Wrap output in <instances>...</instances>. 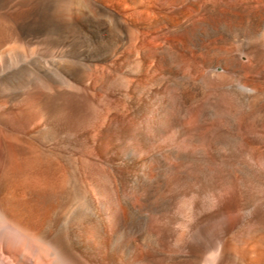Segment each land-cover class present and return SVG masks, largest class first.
Here are the masks:
<instances>
[{
	"label": "rangeland",
	"instance_id": "374dc122",
	"mask_svg": "<svg viewBox=\"0 0 264 264\" xmlns=\"http://www.w3.org/2000/svg\"><path fill=\"white\" fill-rule=\"evenodd\" d=\"M248 1L258 8L259 0H93L121 19L113 26L76 16L69 0L73 32L50 52L23 32L29 12L0 0V57L16 37L28 57L37 50L85 65L89 55L100 67L90 86L103 75L94 99L105 116L77 128L0 109V264H264V152L253 153L264 143L220 96H241L239 82L264 86V66L248 57L259 44L237 45L235 19ZM128 57L144 60L141 72ZM173 71L190 77L196 101L181 103ZM9 132L34 138L27 155L52 169L19 166Z\"/></svg>",
	"mask_w": 264,
	"mask_h": 264
},
{
	"label": "bare ground",
	"instance_id": "6f19581e",
	"mask_svg": "<svg viewBox=\"0 0 264 264\" xmlns=\"http://www.w3.org/2000/svg\"><path fill=\"white\" fill-rule=\"evenodd\" d=\"M248 2L251 5L246 8L250 7L252 9H249L245 13V15H237V18L235 19V22L237 23L236 32L238 34L237 45L239 49H241L249 44H259V47L254 49L248 57L249 59H251L253 67H263L264 0H259L258 8H256L251 3V1ZM31 3L37 5L36 10L34 11L35 14H31L29 11L30 8L31 12L33 11V7L29 5ZM16 4L17 7H19L20 9H22L23 7V11L25 12L26 10V12H29V14L31 15H29L30 18L28 19L24 18L25 20L22 24V28L24 30L23 32L28 36H33L35 42L45 43V45L47 44L46 46H48V49L55 45L57 46L61 38L60 35L64 32L72 30V27L75 26V22L70 19L69 16L67 17V13L65 14L64 11L65 8H68V6H70L69 0H17ZM98 4L94 3L93 0H75L72 10L74 9L75 15L81 18L85 17V19H89L91 15H102V17H108L111 20V23L114 24L113 26L121 25V19H119L114 12ZM157 25L158 22L150 21L147 27L151 29L155 28ZM139 30V26L133 25L129 27L127 35L131 36L132 40H134ZM125 35V32H122V38H125ZM21 38H14V40L16 39L15 41L17 43H15L13 47H11L8 53L0 57V109L8 105H11L13 107H20L21 109L26 108L29 115H36V117L39 119V123L45 122L48 119H56V125L60 126L61 123H64L66 124V126L72 124L75 125V127L78 125L83 128H88V126L97 127L96 122H100L104 119L105 116L103 117L101 111L97 110L99 108V104L94 99L95 95L97 94L95 88L97 86V83H100L103 75L100 78L96 77L93 85L90 86L89 84V82L93 79V74L98 72L100 69L97 63H94L95 60L89 55H85L87 62L84 65L83 63L76 61V59L70 60L69 57H67L69 59H62L60 57L58 58L56 56H52L53 54L48 53L46 50L45 51L47 53L34 50L32 52V55L28 57L22 46L19 44V42L22 41ZM73 49L75 51V48ZM101 50L99 52H101ZM75 53L73 55H75ZM106 58L107 56L104 54V56L98 55L96 59L98 61ZM232 58H226V62H229V60L233 61ZM127 59L131 62L132 65L137 67L135 69L137 72L142 71V62L144 60L131 59L130 57H128ZM172 60H174V56L172 57ZM124 78H126L127 81L129 80L128 76H124ZM189 79L190 77L188 75L181 76V74L173 71L172 83L175 91L179 95V100L182 104L186 100V98L190 99L191 101H196L199 98V91L196 90L191 96L186 94V91L190 89V87H193L190 84ZM257 81L258 82L256 83L253 81L254 84L252 86L238 81L239 83L237 82V88L241 91V96L236 95L234 90L232 89L221 93L220 96H222L223 101L227 105L226 108H228L229 111L241 113V117H244L242 118V121L251 119L248 121H252L254 125L255 137L260 139V143L263 144L264 105H262V102L264 100V86L261 85V80L260 82L259 80ZM246 117L248 118L245 119ZM57 118H60V120H58ZM58 128L60 127L58 126ZM229 132L230 131H226L225 133H223L224 136L231 138V134ZM54 134L55 132L53 133V135ZM4 137L6 143L8 141L16 147V160L18 163H20L19 166L22 167L25 165V168L28 167L26 166V164L35 165L36 163H43L44 166L46 165L47 167L51 168L52 164L48 163L49 161H47L46 159L44 160V157L42 155L41 156L43 157V160L40 159L41 156L40 158H38V155L36 153L30 156H28L29 154L27 155L28 151H26L27 148H25V146L30 145L32 149H35L33 147L35 146L34 138H19L13 135L11 132L6 134V136L4 135ZM31 147H29L28 150H30ZM262 152L264 151L259 148V144L255 143L253 146V153L255 155H258ZM43 164H41V166H43ZM199 261L202 262V264L213 263L212 260H208L206 257L202 259V261ZM189 264H197V262H194L192 260Z\"/></svg>",
	"mask_w": 264,
	"mask_h": 264
}]
</instances>
